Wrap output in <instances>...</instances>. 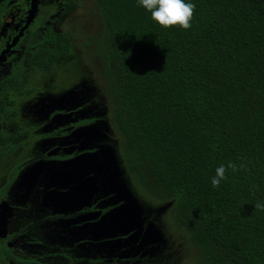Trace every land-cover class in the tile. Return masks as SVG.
Segmentation results:
<instances>
[{
    "label": "trees",
    "instance_id": "obj_1",
    "mask_svg": "<svg viewBox=\"0 0 264 264\" xmlns=\"http://www.w3.org/2000/svg\"><path fill=\"white\" fill-rule=\"evenodd\" d=\"M96 1L133 189L198 264H264V0Z\"/></svg>",
    "mask_w": 264,
    "mask_h": 264
},
{
    "label": "flooded vegetation",
    "instance_id": "obj_2",
    "mask_svg": "<svg viewBox=\"0 0 264 264\" xmlns=\"http://www.w3.org/2000/svg\"><path fill=\"white\" fill-rule=\"evenodd\" d=\"M91 2L98 20L96 0H0V204L11 205L0 216V264H183L189 256H181L177 240L164 245L168 254L158 237L145 245L148 222L106 240L117 246L110 252H97L88 238L52 240L48 227L54 222L75 220L82 227L118 208L113 195L74 214L53 215L42 212V183L29 193L14 189L37 163L85 153L71 138L77 131L101 123L111 130L112 101L99 62H93L99 60L97 30L82 26Z\"/></svg>",
    "mask_w": 264,
    "mask_h": 264
},
{
    "label": "water",
    "instance_id": "obj_3",
    "mask_svg": "<svg viewBox=\"0 0 264 264\" xmlns=\"http://www.w3.org/2000/svg\"><path fill=\"white\" fill-rule=\"evenodd\" d=\"M69 96L64 94L63 102ZM109 133L104 123L77 131L71 138L79 144V151L85 153L63 163L41 161L26 169L15 184L14 189L29 193L42 183L45 192L42 212L53 215L79 212L90 207V202L97 197L113 195L115 204H121L94 224L78 227L75 220L54 222L48 227L52 240L70 244L88 238L95 242L90 247L97 252H110L117 246L106 240L139 230L145 223L150 209L133 191L117 150L107 142ZM10 210V204H0V216L7 215L6 211ZM158 233L154 224H150L144 237L145 245L158 237Z\"/></svg>",
    "mask_w": 264,
    "mask_h": 264
},
{
    "label": "rangeland",
    "instance_id": "obj_4",
    "mask_svg": "<svg viewBox=\"0 0 264 264\" xmlns=\"http://www.w3.org/2000/svg\"><path fill=\"white\" fill-rule=\"evenodd\" d=\"M88 3V2H87ZM85 12H88L91 14V16L88 18V19H84V22H83V28L85 30H89V31H96L97 30V34L98 35V32H100L101 30V24L99 22V19L96 20V17L95 19L93 18L92 14L93 15H96V6H94V3L91 2L89 3L86 8H85ZM87 21H90L89 23ZM91 22H93V24L95 23H98L96 25H92ZM94 63H97L99 62V68L102 67V63L100 60H97L95 59L93 61ZM113 120L110 121V126H111V130L110 128L108 127L107 124H105V126L107 128H109V131L110 133L108 134V141L107 142H110L112 143L113 147L118 150L117 152H121V141L119 140V137L115 134V130L113 129ZM127 177V176H126ZM131 181V180H130ZM129 181V183H130ZM131 187L133 185V182L131 181L130 183ZM133 189V187H132ZM133 191L137 194V192L133 189ZM137 196L139 197V195L137 194ZM141 201V199H140ZM146 203H148V206H146L142 201L141 203L144 204L147 208H149L150 210L147 211V214L145 216V222H148L149 225L150 224H154V226L157 228L158 230V238H159V247H163L165 250V246H168L170 245L169 242L173 239V240H177L179 242V245L182 247L180 249V254L181 256H189L188 259L186 258V262L184 260V263L183 264H198L197 263V260H198V257L200 256L199 254V251L191 244V242L187 241L186 238L181 235L180 232H178L177 230H175L173 228V221L171 219V207L172 205L169 204V203H158V204H154L155 202L153 203H149L151 200H145ZM152 202V201H151ZM154 211V212H152ZM156 212V213H155ZM155 214H158V223L161 225V228H162V231L165 232V236L162 235V232L159 230L158 228V225H157V221H156V215ZM156 232V230H155ZM155 240V237L151 240L153 241ZM165 245V246H164ZM170 248V246H168ZM167 254H168V251L166 250ZM185 259V258H184Z\"/></svg>",
    "mask_w": 264,
    "mask_h": 264
}]
</instances>
